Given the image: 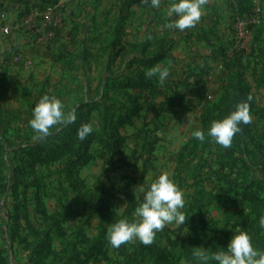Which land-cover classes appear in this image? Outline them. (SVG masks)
Returning <instances> with one entry per match:
<instances>
[{
	"label": "rangeland",
	"instance_id": "374dc122",
	"mask_svg": "<svg viewBox=\"0 0 264 264\" xmlns=\"http://www.w3.org/2000/svg\"><path fill=\"white\" fill-rule=\"evenodd\" d=\"M169 3L69 0L63 40L41 73L25 71L21 51L0 54V264H129L131 247L113 248L107 227L131 218L134 192L161 173L185 193L182 211L193 216L156 234L160 264H185L197 247L215 251L237 228L251 230L252 207L240 205L249 195L235 185L241 157V177L264 180V0H208L183 32L165 27ZM156 65L169 68L163 85L145 77ZM44 94L76 120L41 140L29 121ZM249 95L252 122L230 148L207 135L193 141L195 129L206 133ZM84 123L93 132L81 141ZM253 190L264 198V185ZM138 260L150 264L145 254Z\"/></svg>",
	"mask_w": 264,
	"mask_h": 264
},
{
	"label": "clouds",
	"instance_id": "9594fccd",
	"mask_svg": "<svg viewBox=\"0 0 264 264\" xmlns=\"http://www.w3.org/2000/svg\"><path fill=\"white\" fill-rule=\"evenodd\" d=\"M144 2L150 4L152 8H161V0H144ZM207 3L208 0H170L166 15L171 22L165 27L181 32L194 28L200 21ZM148 39H151V35ZM169 75V68L166 66L156 65L145 71L146 78L155 77L161 85L165 83ZM251 99L249 95L247 100L237 103L229 114L221 119L213 120L206 133L203 129L197 128L192 132V136L204 142L207 135L223 148H230L234 136L241 131V125L252 122L249 103ZM75 120V112H66L60 98L44 94L35 103L29 123L37 133V138L43 140L51 134L50 130L53 126L71 124ZM92 132V125L84 123L77 129V137L83 141ZM134 195L139 203L131 218L120 216L107 227L106 238L113 248H119L122 244L133 240H138L144 246H150L156 234L166 225L173 223L181 225L187 220L188 216L186 217L182 211L185 206V193L167 173L159 174L150 184L140 187L138 193L134 192ZM261 226H264V219L261 220ZM193 256L196 264H210V262L264 264V250L254 246L250 234L240 228H237L234 234L232 233L226 247H219L215 251L197 247Z\"/></svg>",
	"mask_w": 264,
	"mask_h": 264
},
{
	"label": "crops",
	"instance_id": "0c3cea01",
	"mask_svg": "<svg viewBox=\"0 0 264 264\" xmlns=\"http://www.w3.org/2000/svg\"><path fill=\"white\" fill-rule=\"evenodd\" d=\"M55 4L57 0H0V10L5 14L4 18H0V54L6 51L11 53L21 51L20 57L28 59L25 65L30 64L25 71L38 68L41 73L42 68L49 65L55 51L61 45L64 36L62 27L67 26V19L73 13V6L66 4L59 14L58 25L50 26L45 23L43 13L45 6ZM29 16L33 17L37 32L46 36L44 44L36 42L37 35L32 33L27 22ZM4 26L11 28L10 35L3 34L1 29Z\"/></svg>",
	"mask_w": 264,
	"mask_h": 264
},
{
	"label": "trees",
	"instance_id": "16d2710c",
	"mask_svg": "<svg viewBox=\"0 0 264 264\" xmlns=\"http://www.w3.org/2000/svg\"><path fill=\"white\" fill-rule=\"evenodd\" d=\"M253 10V9H252ZM252 11L250 10L249 13H251ZM244 15H242L241 17H243ZM194 142L197 141L195 138L193 140ZM190 144L187 147H184L186 149H190ZM240 150H242V147L240 146ZM243 154V152H241V155ZM240 161V166L238 165V170L237 173L239 174V177L237 179V184L235 185L236 188H238L239 190H241V192L239 193L240 195H249V198H245L242 197V199L240 200V205L242 206V211L245 212V208L252 207V212L250 214H248V224L251 226V230L248 231V233L250 234V236L252 237L254 246H256L257 248H260L262 250H264V226H261V220L264 219V198H260V196H257V194H260L259 191L257 190H253V188H259L261 187V185H264V180L263 179H258V178H247L244 175L243 178L241 177V172L240 169L243 167H246L247 165V160L244 157L239 158ZM226 166H229V164L227 163ZM224 171L222 170V172H225V174H227L228 172V168L224 167L223 168ZM200 177V176H198ZM223 180V179H222ZM223 183H226L223 180ZM229 184V183H228ZM202 185V184H200ZM190 210H188L186 217L191 220V217L193 216V213L189 212ZM192 224V222H191ZM193 227V225H192ZM201 230L199 232L198 235V239L203 237L202 236V229H198ZM187 238V237H186ZM187 239H183L181 241V248L183 249L184 252H187L186 248H189V245L186 243ZM170 243L173 244V246H179V240L177 241H169ZM131 247V249H126L125 247ZM125 249L127 251V262H129V264H141L140 261L138 260L139 257L141 255H146L148 257V260L150 262V264H160V256H158L159 250H160V246L158 244L157 240H154V242L152 243V245L150 246H144L142 244L138 246H134L129 243H127L125 245ZM189 253V250H188ZM172 256L174 258H172L173 260L176 259V255L172 253ZM144 258V257H143ZM184 258V263L185 264H196L195 258L193 255H188ZM178 260V259H177ZM181 260V258L179 259ZM144 261V260H141ZM171 262L174 263V261L170 260L168 257H166V259H164V264H172ZM1 264H7L6 262H2Z\"/></svg>",
	"mask_w": 264,
	"mask_h": 264
},
{
	"label": "built area",
	"instance_id": "2783aa9c",
	"mask_svg": "<svg viewBox=\"0 0 264 264\" xmlns=\"http://www.w3.org/2000/svg\"><path fill=\"white\" fill-rule=\"evenodd\" d=\"M68 2H69V0H57V4L45 6V10H44V13H43V19H44L45 23L50 25V26L58 25L59 14L63 10V8H65L64 6ZM4 17H5L4 12L2 10H0V18H4ZM27 22L31 26L32 33H35L37 35L36 42L38 44H44L46 36L43 35V34H39V32H37L38 30H37L36 24H35V22L33 20V17L29 16L27 18ZM1 31L5 35H10L11 34V28H9L7 26L2 27Z\"/></svg>",
	"mask_w": 264,
	"mask_h": 264
}]
</instances>
